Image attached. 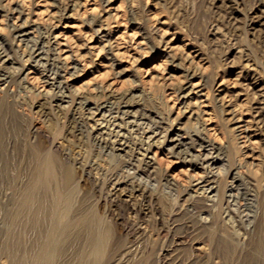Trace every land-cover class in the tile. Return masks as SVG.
<instances>
[{
    "label": "rangeland",
    "instance_id": "1",
    "mask_svg": "<svg viewBox=\"0 0 264 264\" xmlns=\"http://www.w3.org/2000/svg\"><path fill=\"white\" fill-rule=\"evenodd\" d=\"M144 1L89 0L86 4L89 8L95 6L99 14L120 6L125 17L121 32H136L138 42L142 43L138 56L143 59L139 66L142 79L129 73L118 80V93L95 92L90 97L81 88L98 75V62L91 60L87 48L90 44H102L104 38L98 32V20L92 21L90 12L77 15L83 11V0H47L50 10L60 17L56 22L58 30L72 26L68 35L76 34V37L71 48L87 62L84 70L70 69L64 78L63 67L49 43L45 42L40 58L36 57L35 41L47 39L50 30L37 29L29 40L22 42L13 30L11 12L0 3V55L13 59V66L9 67L15 70L30 68L35 77L33 83L39 86L32 89L14 79L0 93V264L8 262L1 251L5 239L3 212L22 182L23 176L18 178L17 170L28 169L30 148L48 149L51 141L58 144V151L52 152L72 172L77 204L89 208L94 223L104 221L108 237L98 264H264V248L254 262L248 259L254 255L257 238L264 246V0H147V5ZM32 3L31 10L37 9L35 2ZM150 18L163 19L165 25L154 23L153 26ZM157 27L174 37L181 50L196 56L189 73L199 71L201 64L206 67L203 79L211 97L209 109L223 133L221 142L227 145L208 154L219 159L216 164L207 165L206 154L202 157L196 154L194 129L189 128L194 121L187 117L175 119L176 111L184 106L179 94L176 93V104L171 110L164 105L160 94L152 92L156 86L147 73L151 65H161V71L169 76L165 83L172 80L175 84L184 79L187 66L184 57H177L178 61L171 64L158 51L154 32ZM124 45L134 50L133 40H124ZM108 79L114 80V75ZM221 80L246 95L245 112L253 122L257 143L256 159L252 165L248 163L251 173L236 166L228 146L225 111L213 99ZM45 86L49 88L48 94L42 91ZM87 104L92 110L97 109L99 117L103 116V125L122 124L132 146L130 152L106 149L94 141L101 126L92 132L78 118L85 113ZM127 104L135 106L128 110ZM125 109L128 114H124ZM132 120L135 126H128L127 122ZM37 126L42 128L40 133L34 132ZM153 132L162 138L161 143L156 139L148 141L147 136ZM170 132H179L184 144L165 156ZM186 147L190 152L185 153ZM149 150L159 151L157 160H161V169H154L149 162L148 157L153 155L146 153ZM191 173L205 181L211 180L215 191L210 193L207 188L187 184ZM168 176H174L180 183H173ZM253 179L259 188L253 186ZM147 194L154 199L148 201ZM114 196L126 201L129 209L125 217L112 202ZM207 197H211V202ZM203 216L210 218L208 224L201 223ZM211 228L219 232L213 240L209 238ZM223 231L231 233L229 239ZM80 242L77 241L76 249ZM200 243L207 249L203 255L195 251ZM68 244L56 264L75 262L70 258Z\"/></svg>",
    "mask_w": 264,
    "mask_h": 264
},
{
    "label": "bare ground",
    "instance_id": "2",
    "mask_svg": "<svg viewBox=\"0 0 264 264\" xmlns=\"http://www.w3.org/2000/svg\"><path fill=\"white\" fill-rule=\"evenodd\" d=\"M33 1L35 2V6L37 5V9L35 8V10H31ZM122 1L123 0H121V2ZM88 2L89 0H83V3H81L83 11L81 14L77 13V15L82 16L86 12H90V14H92L91 20H98L99 22V26H97L98 32L103 34L104 41L99 45L97 43V45L88 43L90 45L87 49L89 54L92 55L91 60L98 62V75L92 77L81 89L87 94V97H90L88 95H92L95 92H98L101 95L118 93L120 90V88H118L119 79L124 78L129 73H133V77H142V69H140L139 66H141L143 59L138 56L142 43L140 41L138 42L136 32H132L131 34H128L125 30L121 32L125 26V17L122 10H120V6L106 10L104 12L106 14H99L96 12L97 8L95 6H92L93 8L86 6ZM108 2H113V0H108ZM144 2L145 5L148 4L147 0ZM0 3L3 8L8 12H11L13 30L18 37H20L22 42L28 39L31 34H35L34 32L37 29L47 28L50 30V35L47 39L35 41L37 58H40V51L46 42V44L49 43L53 50L56 51V60L60 66L63 67L61 77L64 78L70 69L73 71H76L79 68L84 70L87 64V62H85V57L79 53H75L71 48V44L76 37V34L68 35L71 30L69 27L72 26L65 25L58 30L59 26L56 22L60 17L55 11L50 10V6L47 5V0H1ZM105 15L108 16L103 18ZM149 20L152 25L154 23H158L160 26L165 25L163 19L150 18ZM154 32L156 33L155 42L158 51L161 52L165 58L169 59L171 64L172 62L178 61L177 57H184L187 66L184 70L186 72L184 79L182 78V80H179V83L175 84L172 83V80V82L169 81L170 83H165L169 76L166 77L165 72L161 71V65H151L147 70V73L150 80L154 82L156 86V89L152 90V92L155 95L160 94V98L164 105L171 110H174V105L176 104V93L179 94L178 97L183 101L182 103L184 106H182V110L176 111L175 119L187 117L190 122L194 121L189 128L194 129L193 136L195 137L193 138L195 141L194 149L197 148L195 150L196 154L201 155V157L202 154H206L205 160L208 162L207 165L216 164L219 159L216 157L212 158L208 156V154H211L213 150H222L226 148L227 145L222 144L221 140L223 138H221V135L223 133L217 127L218 125L213 120L214 117L209 109L211 97L209 91L205 87L203 79L206 67L201 64L199 65V71L189 73V66L194 62L196 56H193L190 52L181 50L176 44V39L170 36L162 27L155 28ZM1 38L2 33L0 28V39ZM126 39L134 41V50L129 49L124 45V40ZM120 41L123 42L120 43ZM34 59L35 58H33V60ZM12 60L5 55H0V93L4 91L7 83L14 79L27 84V86L32 89L39 87L33 83L35 77L32 75V70L29 67L27 71L25 67H19L18 70H15L12 67H9V65L13 66L14 64ZM57 64L55 63L56 66ZM56 69L57 68H55V70ZM110 75H114V80L108 79ZM235 87L228 86L223 80H221L217 86L216 95L213 99L224 108L227 124L226 130L229 140L228 146L232 150V158L234 159L236 166L251 173L252 169L250 168V170L248 168V163L251 165L253 164L252 162L256 159L255 153H257V143L254 141L255 128L253 122L250 120L251 117L249 118L245 112L247 111V109H245L246 95L238 92ZM42 91L48 94L49 88L47 89L45 86ZM77 93L80 94V91L77 90ZM127 105H129L127 106L128 110L129 107L135 106V104ZM89 106L90 104H87L86 109H83L85 113L78 115V118L85 121V123L91 128L92 132L96 130L98 125L101 126L98 127L99 129L93 137L94 141L106 149L124 153L130 152L132 146H130L129 141L127 140V132L123 130L124 128H122V124L109 122L110 124L108 126H106V124L103 125V116L99 117V114L96 112L97 109L92 110V107L90 108ZM128 110L124 111V114H128ZM127 123L128 126H135L134 120L128 121ZM41 130L42 128L37 126L35 127L34 132L40 133ZM179 132L168 133L166 141L169 144L168 149L165 151V156L171 154L173 150L180 148V146L184 144V141L182 142V135H180ZM147 139L148 141L156 139L155 141L157 143H161L160 140H162V138L158 137V134L154 132L148 135ZM52 150L55 152L58 151V144L55 141L50 142V148L48 149L42 147L36 149L30 148L28 169L17 170V177H23L21 178L22 182L19 185V188L16 189L15 194L11 198V201L8 202L7 208L3 212L2 225L5 229V239L1 251L8 258L7 264H56L57 258L65 252V244L68 242V249L71 251L70 258L74 260L76 264H98V258L105 250L108 237L104 221L97 220L96 223H94L89 208L83 204H77L72 172L68 166L57 158ZM158 150L154 152L153 150H149L146 153L150 154L153 152V155H149L150 157H148V159L151 165L154 166V169L159 170L162 165L161 160H157L159 156ZM184 151L186 153L189 149L186 147ZM184 151L182 150V152ZM207 169H209V167ZM215 170L218 169L215 168ZM201 173L202 171L200 174ZM168 177L173 183L179 182L174 176ZM187 178L186 183L191 182V184H193L194 187H198V189H203L204 187L207 188L210 193L214 192L216 189L211 180L205 181L197 174L188 175ZM252 181L253 186L259 188L257 180L253 179ZM229 197L232 198L231 195ZM145 198L148 199V201H152L154 196L147 194ZM207 198L209 199L208 201L211 202V197ZM112 202L118 208L119 214L122 217H125L126 212L129 209L126 201L119 196H114ZM206 206L209 207L210 205L206 204ZM204 216L201 218V223L208 224L210 218L208 219V216L206 218ZM218 233L217 230L211 228L209 231V238L211 240L215 239ZM223 233L225 234L226 239H229L231 236V233L227 231H223ZM80 240V245L78 249H76V243ZM200 244L197 246L195 245V251L198 255H203L207 252V249ZM253 248L254 255L251 256L252 258L248 259H251L254 262L255 256H259L262 248H264L260 238L256 239ZM75 262L68 264H75Z\"/></svg>",
    "mask_w": 264,
    "mask_h": 264
}]
</instances>
